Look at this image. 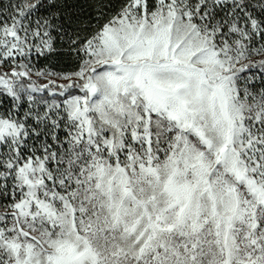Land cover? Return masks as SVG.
Segmentation results:
<instances>
[{
    "label": "snow or ice",
    "instance_id": "1",
    "mask_svg": "<svg viewBox=\"0 0 264 264\" xmlns=\"http://www.w3.org/2000/svg\"><path fill=\"white\" fill-rule=\"evenodd\" d=\"M0 264H264V0H0Z\"/></svg>",
    "mask_w": 264,
    "mask_h": 264
}]
</instances>
